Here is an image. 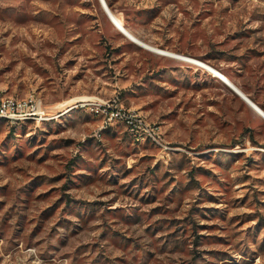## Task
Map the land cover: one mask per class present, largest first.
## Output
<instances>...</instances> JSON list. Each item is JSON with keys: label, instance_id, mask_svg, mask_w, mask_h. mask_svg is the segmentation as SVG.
Wrapping results in <instances>:
<instances>
[{"label": "rangeland", "instance_id": "1", "mask_svg": "<svg viewBox=\"0 0 264 264\" xmlns=\"http://www.w3.org/2000/svg\"><path fill=\"white\" fill-rule=\"evenodd\" d=\"M105 1L138 39L264 108V0ZM105 14L99 0H0V96L35 93L48 113L0 121V264H264V119ZM96 98L140 112L159 143L102 127L80 105Z\"/></svg>", "mask_w": 264, "mask_h": 264}, {"label": "built area", "instance_id": "2", "mask_svg": "<svg viewBox=\"0 0 264 264\" xmlns=\"http://www.w3.org/2000/svg\"><path fill=\"white\" fill-rule=\"evenodd\" d=\"M81 106L97 116L102 127L114 122H122L134 134L146 133L150 141L159 143L155 127L145 120L144 116L134 110L124 108L117 100L90 99L81 100ZM48 113L43 106L42 99L35 93L25 98L14 96H0V121L15 123L26 119L45 120Z\"/></svg>", "mask_w": 264, "mask_h": 264}, {"label": "bare ground", "instance_id": "3", "mask_svg": "<svg viewBox=\"0 0 264 264\" xmlns=\"http://www.w3.org/2000/svg\"><path fill=\"white\" fill-rule=\"evenodd\" d=\"M102 2H104V4L107 6V9L109 10L110 12V18L113 20V22L115 23V25L118 27V29L120 30L121 33H123L125 36H127L128 38H131L134 42H136L137 44L139 45H142L144 47H147V48H150L151 50H155L156 52L160 53V54H163V55H167V56H172L174 57L175 59H179V60H183V61H186V62H190V63H193V64H200L202 65L203 67H205L206 70H208L209 72H211L215 77H218L220 78L221 80H223L226 84H228L229 86H234L236 88V90L242 94L243 96L247 97L248 100L251 102V103H248L249 105L250 104H254L256 107H259L256 103H254L246 94H244V92L242 90H240L233 82H231L225 75H223L221 72H219L218 70L212 68L211 66L201 62V61H198L192 57H189V56H185L183 54H178V53H173V52H169L167 50H163V49H159V48H156V47H153L145 42H143L142 40L138 39L136 36H134L125 26L124 24L121 22V20L112 12V10L108 7L107 3L105 0H103ZM109 16V15H108ZM233 87V88H234ZM241 98V97H240ZM242 99V98H241ZM251 106V105H250ZM253 108V107H252ZM253 110L258 114L260 115L263 119V115H261L259 113V111H257V109L253 108ZM263 114H264V110H262L260 107L259 109Z\"/></svg>", "mask_w": 264, "mask_h": 264}, {"label": "crops", "instance_id": "4", "mask_svg": "<svg viewBox=\"0 0 264 264\" xmlns=\"http://www.w3.org/2000/svg\"><path fill=\"white\" fill-rule=\"evenodd\" d=\"M109 7V6H108ZM104 13H106L105 11H104ZM105 15H107V14H105ZM108 16V15H107ZM107 18H109L110 20V22H112L113 24H114V26L116 27V28H118L116 25H115V23L113 22V20L108 16ZM121 33V32H120ZM124 35V34H123ZM125 36V35H124ZM125 37H127V36H125ZM128 38V37H127ZM131 42H133L134 44H136V45H138V46H140V47H142V48H145V49H147V50H150V51H152V52H154V53H157V54H160V53H158V52H156L155 50H151L150 48H147V47H144V46H142V45H139V44H137L136 42H134L131 38H128ZM160 55H163V54H160ZM163 56H167V55H163ZM167 57H170V58H173V59H175L174 57H172V56H167ZM223 75H225L224 73H222ZM231 82H233L234 83V80L231 78V77H229V76H227V75H225ZM218 78V77H217ZM220 79V78H219ZM221 80V79H220ZM227 87H228V85L223 81V80H221ZM235 85H236V83H234ZM237 86V85H236ZM238 87V86H237ZM229 88V87H228ZM239 88V87H238ZM230 89V88H229ZM240 89V88H239ZM232 92H234L232 89H230ZM241 90V89H240ZM235 93V92H234ZM236 94V93H235ZM245 94V93H244ZM237 95V94H236ZM238 96V95H237ZM239 97V96H238ZM244 100V99H243ZM245 101V100H244ZM245 103L251 108V109H253L246 101H245Z\"/></svg>", "mask_w": 264, "mask_h": 264}, {"label": "water", "instance_id": "5", "mask_svg": "<svg viewBox=\"0 0 264 264\" xmlns=\"http://www.w3.org/2000/svg\"><path fill=\"white\" fill-rule=\"evenodd\" d=\"M103 0H99V2H100V4H101V6L103 7V9H104V11L106 12V14L107 15H109V17H111L110 16V12H109V10L107 9V6L104 4V2H102ZM228 85V84H227ZM228 87L230 88V89H232L239 97H241L242 99H244L247 103H251L249 100H248V98L247 97H245V96H243L242 94H240L237 90H236V88L234 87V86H229L228 85ZM234 87V88H233ZM251 105V107H253V108H255V109H257V111H259V113L261 114V115H263V117H264V114L260 111V110H258L259 109V107H256L254 104H250Z\"/></svg>", "mask_w": 264, "mask_h": 264}, {"label": "trees", "instance_id": "6", "mask_svg": "<svg viewBox=\"0 0 264 264\" xmlns=\"http://www.w3.org/2000/svg\"><path fill=\"white\" fill-rule=\"evenodd\" d=\"M260 107H261L262 109H264L262 105H260Z\"/></svg>", "mask_w": 264, "mask_h": 264}]
</instances>
